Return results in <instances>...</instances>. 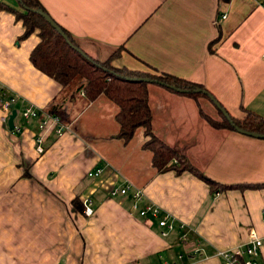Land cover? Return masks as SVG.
<instances>
[{
  "label": "crops",
  "instance_id": "obj_1",
  "mask_svg": "<svg viewBox=\"0 0 264 264\" xmlns=\"http://www.w3.org/2000/svg\"><path fill=\"white\" fill-rule=\"evenodd\" d=\"M0 1L24 10L18 0ZM40 1L89 55L123 46L115 66L172 73L202 84L235 117L264 115L263 0ZM24 31L14 12L0 8V87L18 95L20 125L0 120V264H160L181 253L179 264H223L218 250L246 242L251 229L264 236V187L213 191L192 171H159L143 146L144 128L120 138L118 107L104 95L81 110L78 99L69 101L72 120L61 121L60 134L54 116L26 118L25 106L46 111L61 84L30 59L38 30ZM202 96L150 82L154 133L218 182L264 181V137L213 126L200 113ZM96 166L103 172L90 178ZM126 182L144 190L141 205L169 212L175 229L162 236L155 218L132 208L131 193H111Z\"/></svg>",
  "mask_w": 264,
  "mask_h": 264
},
{
  "label": "trees",
  "instance_id": "obj_2",
  "mask_svg": "<svg viewBox=\"0 0 264 264\" xmlns=\"http://www.w3.org/2000/svg\"><path fill=\"white\" fill-rule=\"evenodd\" d=\"M18 1L24 10H17L3 1H0V8L14 12L16 17L23 21L25 31L22 37L38 30L39 41L32 49L30 59L36 67L61 84L59 94L46 107V112L57 116L63 123H69L72 120V113L66 108L69 101L78 99V110H81L98 96L104 95L118 107L115 117L119 123L118 136L120 138L129 140L138 127L144 128L147 139L143 146L152 151V163L159 171L172 168L176 172L192 171L205 180L213 191L221 188L264 187V181L231 184L218 182L190 163L184 155L154 133L151 124L152 112L148 100V84L152 81H146L143 78L155 79L159 82L154 83H159L167 88L172 84L190 89V92H186V94L194 96L204 94L209 97L205 93L194 90L200 87L212 94L202 84L165 71L150 74L126 66H115L112 64V60L121 53L114 55L112 52L105 58L93 57L82 49L78 39L70 31L58 23L62 29L59 30L35 10L42 8L46 11L40 0ZM69 41L80 49L74 47ZM119 47L123 48V46ZM218 111L223 117L221 121L211 118L200 107L201 115L213 126L234 129L222 112L219 109ZM230 116L240 128L264 134V115L245 110L241 117L231 114Z\"/></svg>",
  "mask_w": 264,
  "mask_h": 264
},
{
  "label": "built area",
  "instance_id": "obj_3",
  "mask_svg": "<svg viewBox=\"0 0 264 264\" xmlns=\"http://www.w3.org/2000/svg\"><path fill=\"white\" fill-rule=\"evenodd\" d=\"M18 99V95L10 93L5 87H0V120L2 122L8 124L9 116L12 113L14 105ZM41 114H43L45 118L53 116L48 112L39 110L32 105L25 106L23 110V115L26 118L39 117ZM54 118L58 123V125L56 126V132L60 134L66 128V125L63 124L57 116H54ZM43 125L44 120L40 122V127H43ZM13 129L19 131L20 125L14 123ZM44 139L45 138L41 133L38 134L35 138L36 149L39 153L44 152ZM103 169V166H96L95 168L90 169L87 175L92 178L98 177L102 174ZM111 193H131L133 197L132 208L144 218H155L157 220L158 226L160 227V234L162 236H167L172 230L175 229V218L169 212L163 210L160 206L154 203L147 202L144 205H141V202L144 199V190L142 188L137 187L130 182H126L124 185L112 189ZM219 194L220 192H216V195ZM83 204L85 207V214L91 215L94 212L92 200L89 197H84ZM180 227H184V223H181ZM183 237L186 238V235H183ZM263 247L264 236L260 235L256 230L251 229L246 242L238 244L237 246L231 248L220 249L218 250L217 255H219L223 259V264H260V256ZM199 251H202V247L200 245L193 249L194 253H199ZM185 255L186 253H181L178 255V258L176 260H164L160 264H179L178 260L183 258ZM57 264L63 263L59 262Z\"/></svg>",
  "mask_w": 264,
  "mask_h": 264
},
{
  "label": "water",
  "instance_id": "obj_4",
  "mask_svg": "<svg viewBox=\"0 0 264 264\" xmlns=\"http://www.w3.org/2000/svg\"><path fill=\"white\" fill-rule=\"evenodd\" d=\"M39 14H41L49 23H51L53 26L57 27L59 30H62L60 25L52 18V16L46 12L44 9L42 8H36L35 9ZM66 36V35H65ZM67 37V36H66ZM71 43V41H69ZM74 47H76L77 49H80L78 46H76L75 44L71 43ZM144 80L146 81H152V82H159V81H155V79H152L150 77H144L143 78ZM168 87L172 90H175L177 92H180V93H186V92H190V89H185V88H181V87H178L176 85H168ZM196 92H202V93H205L209 96V98L213 101V103L216 105V107L222 112V114L228 119V121L232 124V126L234 127V129L240 131V132H243V133H246V134H250V135H253V136H261V137H264V134L263 133H259V132H253V131H248V130H245V129H242L240 128L239 126H237L229 112L226 110V108H224L221 103L215 99V97L210 94L207 90L205 89H202L200 87L198 88H195L194 89ZM16 116V109L13 108L12 110V113L10 114L9 116V120H8V123H9V126L10 128H13L14 126V117Z\"/></svg>",
  "mask_w": 264,
  "mask_h": 264
},
{
  "label": "rangeland",
  "instance_id": "obj_5",
  "mask_svg": "<svg viewBox=\"0 0 264 264\" xmlns=\"http://www.w3.org/2000/svg\"><path fill=\"white\" fill-rule=\"evenodd\" d=\"M102 52V50H100ZM123 51L122 47L119 48H113L111 49L110 53L108 52L107 54H111L113 52L114 55H117L118 53H121ZM107 52V51H105ZM101 57V56H100ZM102 58H105V56H103ZM142 72H146V73H158V70H155L154 68L150 67V66H145L144 69L142 70ZM202 100L205 101V103L203 105L200 104V106L202 107L203 111L210 116L211 118L221 121L223 120V117L220 113L217 112V107L215 108L214 105H212L211 102H213L210 98L202 96L201 97ZM115 104V103H114ZM138 138L141 137V132L137 135ZM99 177V176H98ZM91 178V177H90ZM93 178H97V177H93Z\"/></svg>",
  "mask_w": 264,
  "mask_h": 264
}]
</instances>
